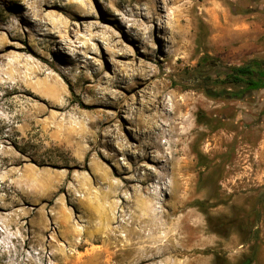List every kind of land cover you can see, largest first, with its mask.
Wrapping results in <instances>:
<instances>
[{
    "label": "rangeland",
    "instance_id": "1",
    "mask_svg": "<svg viewBox=\"0 0 264 264\" xmlns=\"http://www.w3.org/2000/svg\"><path fill=\"white\" fill-rule=\"evenodd\" d=\"M204 54L264 59V0H0V264H264V90Z\"/></svg>",
    "mask_w": 264,
    "mask_h": 264
},
{
    "label": "trees",
    "instance_id": "2",
    "mask_svg": "<svg viewBox=\"0 0 264 264\" xmlns=\"http://www.w3.org/2000/svg\"><path fill=\"white\" fill-rule=\"evenodd\" d=\"M184 80L191 82L182 85L185 89L199 90L210 98L254 104L259 92L264 90V59L253 57L241 64H227L204 54L194 67L184 70ZM213 231L218 232L215 228ZM251 263V258H244L239 264ZM212 264L230 262L217 253Z\"/></svg>",
    "mask_w": 264,
    "mask_h": 264
},
{
    "label": "bare ground",
    "instance_id": "3",
    "mask_svg": "<svg viewBox=\"0 0 264 264\" xmlns=\"http://www.w3.org/2000/svg\"><path fill=\"white\" fill-rule=\"evenodd\" d=\"M13 72V71H12ZM14 74V73H13ZM15 75V74H14ZM11 78V77H10ZM56 86V85H55ZM55 86H54V84L53 83H50V82H48V83H46V85H45V89L46 90H48V92H52L53 94H57L58 93V86H57V88H55ZM44 179V178H43ZM146 216H147V214H145ZM146 216H144V218L146 217ZM146 218H148V217H146ZM146 218L144 219L145 221H146ZM138 219V218H137ZM136 219V220H137ZM135 220V221H136ZM134 221V222H135ZM131 225H132V223H130ZM135 224V223H134ZM132 227H133V225H132ZM142 230V229H141ZM141 230H140V232H141ZM146 230V229H145ZM133 244H135L134 242H133ZM132 245V244H131Z\"/></svg>",
    "mask_w": 264,
    "mask_h": 264
}]
</instances>
